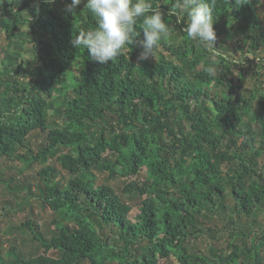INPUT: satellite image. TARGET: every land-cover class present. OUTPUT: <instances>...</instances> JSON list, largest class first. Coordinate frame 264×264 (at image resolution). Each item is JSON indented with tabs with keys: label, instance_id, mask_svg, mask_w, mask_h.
Masks as SVG:
<instances>
[{
	"label": "trees",
	"instance_id": "obj_1",
	"mask_svg": "<svg viewBox=\"0 0 264 264\" xmlns=\"http://www.w3.org/2000/svg\"><path fill=\"white\" fill-rule=\"evenodd\" d=\"M70 2L0 0V161L43 166L38 198L54 222L48 236L31 221L15 228L34 250L14 244L6 263L264 264L260 0H216L213 27L229 59L215 64L183 31L187 17L166 15L169 34L152 58L138 61L133 44L100 65L70 44L96 24L84 4L66 12ZM174 3L157 6L167 13ZM36 132L44 142L34 152ZM111 181L140 200L134 221ZM216 218L221 226H207Z\"/></svg>",
	"mask_w": 264,
	"mask_h": 264
},
{
	"label": "clouds",
	"instance_id": "obj_2",
	"mask_svg": "<svg viewBox=\"0 0 264 264\" xmlns=\"http://www.w3.org/2000/svg\"><path fill=\"white\" fill-rule=\"evenodd\" d=\"M43 2L51 3L52 0ZM249 2L236 0L237 7ZM81 4L90 10L96 24L89 30L81 29L70 44L74 49L87 50L88 57L100 65L116 59L126 46L133 44L141 49L138 61L152 58L161 39L169 34V25L164 19L166 15L174 16L177 24L185 23L184 17H187L183 31L209 52L213 64L229 59L224 48L217 47L218 37L213 27L216 0H175L167 13L157 6L158 0H71L65 11L74 14ZM140 19L143 38L137 39L140 32L136 30V24ZM234 56L238 59V55ZM230 62L236 63V60ZM207 71L215 75L216 70L213 67Z\"/></svg>",
	"mask_w": 264,
	"mask_h": 264
},
{
	"label": "rangeland",
	"instance_id": "obj_3",
	"mask_svg": "<svg viewBox=\"0 0 264 264\" xmlns=\"http://www.w3.org/2000/svg\"><path fill=\"white\" fill-rule=\"evenodd\" d=\"M257 12L259 17L263 20L264 18V0H260V5L257 6ZM217 34V33H216ZM217 47L220 45V39H224L223 35H218ZM7 49V42L5 40L4 34L0 30V69L3 70L4 63L3 57L5 50ZM167 54L166 52L164 53ZM257 61L260 60L264 66V50L261 49L257 53ZM260 69V64L257 65ZM257 68H254V71ZM250 74L247 75L246 81L243 84L245 88L249 89L253 86V83L248 80ZM264 81V76L262 78ZM236 82V81H235ZM114 118V117H112ZM44 134L41 132H36L30 137V147L34 152L43 144ZM23 152V151H22ZM21 152V153H22ZM264 162V161H263ZM51 165H55L58 169L59 166L55 163V159L49 162ZM42 165L27 166L26 163L12 160H2L0 161V255L4 264L9 259L8 253L10 247L14 244L18 246L21 252L25 255L30 256L31 245L26 242L29 239L28 234L25 232H16L15 228L19 227L26 221H31L38 227L42 234L48 236L53 230L54 222L52 212L44 208L41 200L38 198L39 188H41V183L38 178V171ZM65 175V173H63ZM144 172L139 176L140 181L142 180ZM98 184H102L107 179V174H97ZM114 191L121 197V199L132 207L130 212V219L135 220L136 216L141 212L140 200L138 198L130 199L128 196L122 193V186L120 181L108 182ZM33 196L29 194V190ZM264 221V220H263ZM217 223V226H221L216 218V222L213 221L212 224L207 226H213ZM26 242V243H25ZM25 243V244H24ZM205 242L201 241L199 247L201 250L205 251ZM226 243L221 241L217 245V249L225 247ZM55 257V256H54ZM167 264H179L175 260L166 261Z\"/></svg>",
	"mask_w": 264,
	"mask_h": 264
}]
</instances>
